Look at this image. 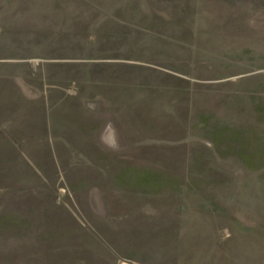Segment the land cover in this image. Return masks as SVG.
I'll use <instances>...</instances> for the list:
<instances>
[{"label":"rangeland","instance_id":"374dc122","mask_svg":"<svg viewBox=\"0 0 264 264\" xmlns=\"http://www.w3.org/2000/svg\"><path fill=\"white\" fill-rule=\"evenodd\" d=\"M0 264H264V0H0Z\"/></svg>","mask_w":264,"mask_h":264},{"label":"clouds","instance_id":"9594fccd","mask_svg":"<svg viewBox=\"0 0 264 264\" xmlns=\"http://www.w3.org/2000/svg\"><path fill=\"white\" fill-rule=\"evenodd\" d=\"M98 144L103 150L117 151L119 149V133L111 122H106L98 134Z\"/></svg>","mask_w":264,"mask_h":264}]
</instances>
